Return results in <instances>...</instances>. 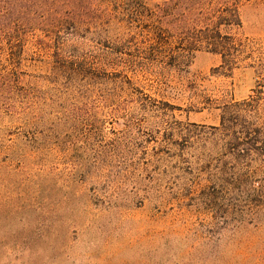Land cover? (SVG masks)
<instances>
[{
  "label": "rangeland",
  "instance_id": "obj_1",
  "mask_svg": "<svg viewBox=\"0 0 264 264\" xmlns=\"http://www.w3.org/2000/svg\"><path fill=\"white\" fill-rule=\"evenodd\" d=\"M241 16L226 59L178 71L170 35L145 54L119 15L101 40L9 35L0 264H264V5ZM70 64L74 80L53 73Z\"/></svg>",
  "mask_w": 264,
  "mask_h": 264
},
{
  "label": "trees",
  "instance_id": "obj_2",
  "mask_svg": "<svg viewBox=\"0 0 264 264\" xmlns=\"http://www.w3.org/2000/svg\"><path fill=\"white\" fill-rule=\"evenodd\" d=\"M262 5L264 0H165L158 4L151 0H103L102 3L99 0H0V61H9L11 34H18V39L22 40L35 38L40 48L60 43L61 36L74 41L84 28L90 29L91 38L101 40L105 31L99 24L110 23L119 15L129 34L141 27L147 35L149 44L145 46V54H155L150 47L170 35L164 42L168 49L165 67L178 71L187 64L185 59L197 50L207 49L226 59L230 50L225 45L222 30L242 27L243 8ZM99 7L104 8L99 10L102 15L91 16V8L97 12ZM212 30L216 35L210 34ZM67 48L78 51L71 42ZM71 65L54 67L53 73L72 81L82 72L80 67ZM6 82L7 75L3 74L0 94L5 92ZM225 123L223 114L222 124ZM234 138L239 145L238 138Z\"/></svg>",
  "mask_w": 264,
  "mask_h": 264
}]
</instances>
